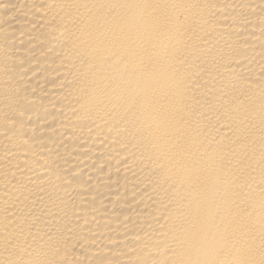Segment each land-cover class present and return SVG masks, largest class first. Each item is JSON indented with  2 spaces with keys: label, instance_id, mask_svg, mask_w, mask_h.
I'll return each mask as SVG.
<instances>
[{
  "label": "bare ground",
  "instance_id": "6f19581e",
  "mask_svg": "<svg viewBox=\"0 0 264 264\" xmlns=\"http://www.w3.org/2000/svg\"><path fill=\"white\" fill-rule=\"evenodd\" d=\"M0 264H264V0H0Z\"/></svg>",
  "mask_w": 264,
  "mask_h": 264
}]
</instances>
